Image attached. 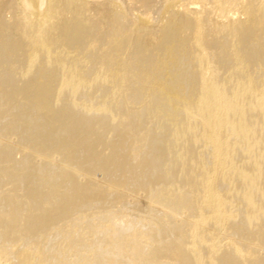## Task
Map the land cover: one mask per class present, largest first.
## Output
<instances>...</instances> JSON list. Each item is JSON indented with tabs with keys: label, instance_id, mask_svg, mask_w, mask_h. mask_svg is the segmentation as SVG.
I'll return each instance as SVG.
<instances>
[{
	"label": "bare ground",
	"instance_id": "obj_1",
	"mask_svg": "<svg viewBox=\"0 0 264 264\" xmlns=\"http://www.w3.org/2000/svg\"><path fill=\"white\" fill-rule=\"evenodd\" d=\"M129 6L0 0V178L22 186L27 147L51 155L40 196L69 174L35 213L41 232L30 216L15 238L2 229L0 264H264V0H161L157 25ZM66 142L80 187L55 156ZM110 199L120 215L94 233L68 223L70 207Z\"/></svg>",
	"mask_w": 264,
	"mask_h": 264
},
{
	"label": "rangeland",
	"instance_id": "obj_2",
	"mask_svg": "<svg viewBox=\"0 0 264 264\" xmlns=\"http://www.w3.org/2000/svg\"><path fill=\"white\" fill-rule=\"evenodd\" d=\"M124 1L125 0H121V3L124 6L125 5L126 6H129L131 4L132 7L131 6H129V7H131V9L133 8L132 9L133 11L136 10L139 14H146L150 19H152V21H153V23L155 25L158 24L160 15H159V12L157 11V7L160 4L161 0H141V1L140 0H126L125 2ZM185 1L186 0H184V2ZM127 4H129V5H127ZM155 8H156V10H155ZM136 11H134V12L136 13ZM122 29L123 28H121L120 31H116L117 33L116 32L112 33V36L119 35L123 31ZM100 31L101 32H99V30H98V32L96 31V35L103 37V35H102L104 33L103 32V29H100ZM24 146L25 145H23V147ZM27 146L28 145H26L25 147H27ZM74 146L75 145H73V144H71L69 146V143L66 142L65 144H63L62 148L60 147L61 149H59L57 151L58 153L57 152L55 153V156L57 157V160L59 162L60 161H62V162L65 161L64 158H63L64 155L68 157V159H69L68 163L69 164H67L66 170L74 171V169L76 168L75 170L77 171V174L75 176L76 178H74V184L77 185V187H80L81 185H84L86 183V178H85V175H84V168H83V165H85V162L81 161L78 158H75V155L77 154V151H79L80 149H79V147H76V146L74 147ZM104 146L105 147L102 148V152H103L102 154H107L108 153V150L106 148H108V145L105 144ZM23 147H19L20 148L19 150L21 151L23 149ZM19 150H18V152H19ZM30 150L31 149H29L28 147H27V149L24 148L23 151L19 152L20 155L17 154L15 156L17 158L14 157L15 158L14 160L17 159V161H20L23 158H27L29 160L30 166H29V168L27 169V172L24 175L25 177L26 176H28V177H26V178L24 177V178H25L26 182L27 181H31V182L26 183L25 180H23V182L20 181L22 186L21 187H18L16 185V183L18 182V181H16V179H13V178H7V179H5V178H3L1 176V178H2V181H1V178H0V190H3V191H0V205L3 204V205L0 206V215H1L0 216V220H1L0 221V234L2 232V229L4 228L3 231H4L5 235H6L4 237L5 239L10 238V237L12 238L13 236L15 238V236H16L15 233H14V235H11L12 234L11 232L17 228V224L19 222L18 219H20V217H21V219L22 218H25L26 216L27 217H29V216L31 217L30 218L31 221L29 222L30 224L27 222V219H28L27 218L25 220L26 222L24 221L22 223V225L25 226L26 223H28L29 226H31V227L36 226L37 229H36V227H34L33 228L34 230L31 227H29L28 224L25 227L27 229V231H30V229H32L31 231H32L33 234L35 233L34 235L37 234L38 229H39V231H40V229L43 230L44 229V228H42L43 225L40 226L41 223H39V221H42L43 217L45 218V216H46L45 214H47V213H45V210L48 211V208H50L51 206L52 207L56 206L57 205V201L60 200L62 197L65 196V194H64L65 191H64V188L63 187L66 185L67 181L69 180V174H66L64 177H61L62 175H59V177L58 176L55 177V179H56L57 182H59L60 184L62 183L61 184V187L59 188V193L56 194V196H53L55 198H53L52 196H49V194L48 195H45L44 197H42L38 193H36V190H34L32 187H30L33 184H35L38 188H45V189H47L51 185V183H53L52 182L53 181L52 177L51 176H48V175H45L43 173V168L45 167V164H46V162L48 160L47 158H48V156H51V155L49 153H47V152L42 151L41 149H38V148L32 149V151H30ZM34 150H36V151H34ZM26 151H28V153H24ZM105 151H107V152H105ZM42 152L47 153V154L44 155V153H42ZM21 153H23V154H21ZM72 156H74V157H72ZM20 157H21V159H20ZM59 157H60V159H59ZM63 180H64V182H62ZM3 181H5V182H3ZM10 181H11V183H8ZM14 181H15V183L13 184ZM24 182H25L26 186H24L25 185ZM13 186H16V188L19 189L18 192H17V189L15 187H13ZM2 194H3V197H2ZM33 195L34 196L36 195V196L34 197ZM38 195H39V197L41 199L38 197ZM22 197H24L23 198L24 200L22 199ZM49 197H51V198L49 199ZM14 198H16V199H14ZM18 200H21V201L19 202ZM38 200L39 201L42 200L44 202L41 201V203H40ZM51 200H52V203H54V204L56 203V204L55 205L52 204L51 203ZM15 201L18 203V206H17V203ZM23 201H24V203H23L24 205L22 204ZM45 201H47L48 204ZM121 201L122 200H120V199L119 200L110 199V201H107V202H105V201H98V202H95V203H83V202H80V204H76L72 208L70 207L73 210L70 211V208L68 209L69 210L68 213L70 212L71 214L69 213V215H67L68 214L67 213V214H64V215L70 216V218L68 219V223H70V224H73L74 223V221H75L74 219L80 218V220L83 222V225L86 227L87 231L90 232V233H94L98 228H100L101 226H104L105 223H107V221H108V218L107 217H109V214H111V212L116 213L118 216L120 215V212L119 211H121V207L123 206L122 205L123 203H120ZM25 202L28 203V205L25 204ZM13 203H16V204H13ZM19 203H21V205ZM33 203H36V204H39V205H36V204H33ZM43 203H46V205L41 206V204H43ZM132 203L133 202H130V203L127 202V205L126 206H127V208H133L134 209V213H133L134 217L137 218V219L144 217L145 216V210L142 207H134V205ZM29 205L30 206L31 205H33V206L35 205V207H37V210H36L35 207L33 208V206H31L33 209H30L31 207L29 208L28 207ZM2 206H4V207H2ZM38 207H41V208H39L40 211H41V209H44V208H45V210H42V213L40 211L38 212ZM42 207H44V208H42ZM3 212H5V213L3 214ZM24 212H26V213H24ZM37 212H38V215L37 216H39V213H40V216L37 217L38 219L40 218L39 221L35 217L36 214H37ZM32 213H34V214H32ZM43 213H45V214H43ZM41 214L44 215V216H41ZM32 215L34 217H32ZM61 215H59V219H58V215L57 216H54L55 219L57 218L56 220L54 219V217H50V219H52L54 222L51 221L50 219H49V222L59 223V222H56L58 220L60 222H62L61 221L62 220L61 219ZM93 215H102V216H104V218L106 220L103 218L98 223H92V216ZM10 216H13V217L11 218ZM41 217H42V219H41ZM134 217L133 216L132 217H127L126 216V217H123V219L117 221L116 223H117V225L127 224V223H135L136 222V219ZM33 219H36V221L33 222L34 221ZM9 220H10V223H9ZM11 220L14 223H12ZM14 220H16V221H14ZM15 222H17V224ZM5 228H7V229L5 230ZM35 230H37V232Z\"/></svg>",
	"mask_w": 264,
	"mask_h": 264
}]
</instances>
